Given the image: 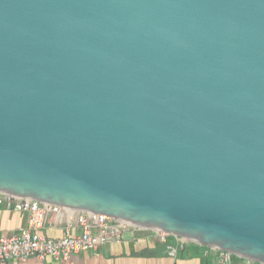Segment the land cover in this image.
<instances>
[{
    "label": "water",
    "instance_id": "95a60500",
    "mask_svg": "<svg viewBox=\"0 0 264 264\" xmlns=\"http://www.w3.org/2000/svg\"><path fill=\"white\" fill-rule=\"evenodd\" d=\"M0 192L264 263V0H0Z\"/></svg>",
    "mask_w": 264,
    "mask_h": 264
},
{
    "label": "built area",
    "instance_id": "2783aa9c",
    "mask_svg": "<svg viewBox=\"0 0 264 264\" xmlns=\"http://www.w3.org/2000/svg\"><path fill=\"white\" fill-rule=\"evenodd\" d=\"M0 208L22 213L26 225L11 237L0 239V264H22L31 259L61 264L72 256L97 253L103 246L121 242L125 234H145L158 240L171 257L191 246L205 248L215 264H264L230 252L199 245L183 237L138 226L108 216L60 207L0 192ZM59 226L61 236L47 237L42 230Z\"/></svg>",
    "mask_w": 264,
    "mask_h": 264
},
{
    "label": "crops",
    "instance_id": "0c3cea01",
    "mask_svg": "<svg viewBox=\"0 0 264 264\" xmlns=\"http://www.w3.org/2000/svg\"><path fill=\"white\" fill-rule=\"evenodd\" d=\"M26 225L25 215L0 208V239L11 237ZM42 233L50 238L61 236L59 226H47ZM15 264V263H9ZM22 264H49L31 259ZM61 264H215L214 258L205 253V248L195 246L178 251L171 257L165 247L155 238L145 234H125L119 243L103 246L97 253H82L72 256Z\"/></svg>",
    "mask_w": 264,
    "mask_h": 264
}]
</instances>
